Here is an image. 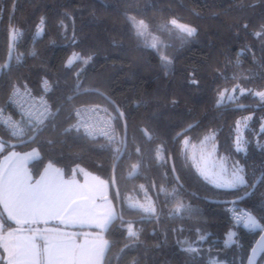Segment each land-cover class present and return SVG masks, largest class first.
I'll use <instances>...</instances> for the list:
<instances>
[{
	"label": "trees",
	"instance_id": "16d2710c",
	"mask_svg": "<svg viewBox=\"0 0 264 264\" xmlns=\"http://www.w3.org/2000/svg\"><path fill=\"white\" fill-rule=\"evenodd\" d=\"M172 19L195 27L196 34L176 31ZM140 21L146 34L139 30ZM38 24L42 35L35 38ZM12 33L14 55L5 70ZM149 34L158 38L156 49ZM73 53L91 59L67 68ZM0 70V107L14 82H25L35 93L42 78L53 87L48 96L52 114L45 124L21 140L0 128V157L13 150L38 152L29 163L32 180L48 163L67 177L74 167H83L109 182L117 208L111 175L121 153L114 172L120 213L102 231L108 244L103 264H208L213 256L245 264L260 231L235 228L237 244L223 247L234 229L225 206L235 201L264 227V130L257 136L247 133L244 151L235 148L238 120L258 118L252 127L257 130L264 102L242 97L218 104V94L237 85L264 89V0H0ZM90 104L103 106L113 120L121 138L115 153L103 141L70 129L74 108ZM34 134L30 144L5 145ZM210 134L217 154L242 167L244 186L218 190L183 159L184 138L196 143ZM141 187L153 200V215L125 202L129 195L141 198ZM178 205H183L179 211ZM0 221L16 226L1 207ZM129 225L135 236L128 234ZM202 237L197 250L185 249ZM0 254L5 264L1 248ZM263 262L264 253L257 264Z\"/></svg>",
	"mask_w": 264,
	"mask_h": 264
},
{
	"label": "snow or ice",
	"instance_id": "6c2138e0",
	"mask_svg": "<svg viewBox=\"0 0 264 264\" xmlns=\"http://www.w3.org/2000/svg\"><path fill=\"white\" fill-rule=\"evenodd\" d=\"M133 24L134 18H130ZM43 19L40 21L42 25ZM139 24L143 26L144 22ZM169 24L181 34L191 37L196 34V28L188 24L178 23L176 19L169 21ZM245 27H247L245 25ZM42 31V29H40ZM91 57L85 59L79 53H73L67 61L68 67L79 60L87 64ZM165 58V63H168ZM196 83V81H193ZM26 85L14 86L12 97L18 95V88ZM239 90L244 95L246 89L239 85L233 88V93ZM227 90L218 94V103L223 100ZM261 100H264V91L255 93ZM230 95L228 99H232ZM3 109H0L2 112ZM120 115H123L122 113ZM2 144V142H0ZM137 151H139L137 149ZM51 167V165H49ZM47 172V170H45ZM239 171H243L240 169ZM205 179H213L218 187L235 188L237 185L246 184L245 177L238 172H233L230 179H226L223 173L209 177L207 173H202ZM0 201L5 203L8 208L9 218L14 220L17 225L21 224H47L49 220H58L61 224H88L104 228L115 219L113 212L106 214L97 212V205L89 194L79 191L75 181H65L59 169L56 170V177L42 175L33 182L32 177L27 172L21 173L18 169H10L7 176L0 174ZM143 207V206H141ZM183 205L177 206V211ZM146 212H154V208H144ZM245 226L259 227L257 219L251 215L243 218ZM3 225L0 224V227ZM33 235H17L9 232L11 244H5V251L9 255V264H96L98 258L103 254L102 246H91L88 241L82 245L74 242H64L60 240L59 233L51 234L47 229H29ZM128 234L135 236L136 232L128 226ZM40 241L43 242L41 245Z\"/></svg>",
	"mask_w": 264,
	"mask_h": 264
},
{
	"label": "built area",
	"instance_id": "2783aa9c",
	"mask_svg": "<svg viewBox=\"0 0 264 264\" xmlns=\"http://www.w3.org/2000/svg\"><path fill=\"white\" fill-rule=\"evenodd\" d=\"M40 29H42L41 25H36L35 38L41 37ZM20 85H26V89L19 87L18 95L10 99L13 87ZM52 90V84L46 78L41 79L38 93H35L25 82H14L5 106L0 107L3 109L0 112V128L4 129L11 139L21 140L28 132L41 127L52 114V105L48 98ZM70 129L88 139L101 140L109 147L115 148L120 142L113 120L99 105L90 104L75 107ZM225 212L234 228H241L248 232L254 231V227H246L243 222L242 218L246 214L253 216L246 208L229 203L225 206Z\"/></svg>",
	"mask_w": 264,
	"mask_h": 264
},
{
	"label": "rangeland",
	"instance_id": "374dc122",
	"mask_svg": "<svg viewBox=\"0 0 264 264\" xmlns=\"http://www.w3.org/2000/svg\"><path fill=\"white\" fill-rule=\"evenodd\" d=\"M138 27H139V30L141 32L146 34V28L144 25L141 26L138 22ZM149 36H150V43H149L150 46L156 49L158 46V42H159L157 36L155 34H149ZM77 61H75V62H77ZM74 63L72 65H74ZM66 67L70 68V67H68L67 62H66ZM240 88H242V87H240ZM232 90H233V88L227 89L223 100L220 101L218 104H224V103H227L230 101H235V100H238L242 97H250L252 99H258L259 101L264 102V100H261L258 96L255 95V93L258 91L246 89L244 95H241L238 89L235 93H233ZM261 91H264V89ZM230 95L233 97L232 99H228V97ZM99 106H101V105H99ZM101 107L106 111V109L103 106H101ZM106 113H107V111H106ZM255 119H258V118H255L254 116L250 115V116H246V117H243L240 120H238V122L236 124V128H235V133H236L235 134V148L237 151H244L245 150V147L247 145V137H246L247 133L251 132L254 134V136H257L259 133H261L264 130V120L261 122V125L257 128V130L252 128L254 125ZM120 143H121V138H120L119 145H120ZM119 145L115 148L110 147L113 150V153H115L118 150ZM33 151L34 150H32V152H27L26 155L24 154L25 156L24 155L22 156L23 153L15 151V150L8 151L3 156V159H2V174L5 173L6 167L11 165L13 162L18 161V160L20 162V161L31 158V156H32L31 153H35ZM181 155H182L183 159L193 167V169L195 170L197 175L205 183H207L208 185H210V186H212L218 190L232 191V190H235V189L240 188L241 186L245 185V184L244 185H237L235 188L218 187L217 182H215L213 179H211V178L205 179V176L202 173H207L209 175V177H213L215 175L223 173V175L225 176L226 179H230L233 172H238L240 175H243V171H239L240 169H242V167L239 164L230 162L224 156H220L217 154V145H216V142L214 140L213 134L204 136L201 140H199L196 143L191 142L188 138H184L182 140V144H181ZM157 158L160 161L162 160L161 151H159L157 153ZM141 195H142L143 199H142V197L139 198L136 194H134V195H130L129 196L130 198H128V196H126L125 200L127 201V199H129L130 200L129 203L131 205H133L134 207L140 208V210H137V211H140L141 213H144V214L153 215L155 213V210H154V212L144 211V208H149V207L154 208V203H152L150 195L142 187H141ZM141 206H143V207H141ZM87 225L88 224H84V225L68 224L67 226L71 228L70 230H72V232H74L75 230H76V232H82V230H79V228L82 229V228L86 227ZM75 228H77V229H75ZM263 229H264V227L260 225L259 227H255L254 231L262 232ZM203 242H204V237L198 238L195 242L187 244L185 249L190 250V251H195L198 249V247H199L198 245L203 243ZM40 243H42V241H40ZM74 243L76 244L77 242H74ZM236 244H237V239H236V231L234 228V229H231L225 235V238H224L222 245H223V247H230V246L236 245ZM206 249H207V251L210 250L211 246L207 247ZM207 263L208 264H226L225 261L218 260L217 256H213V257L208 258ZM262 264H264V262Z\"/></svg>",
	"mask_w": 264,
	"mask_h": 264
},
{
	"label": "crops",
	"instance_id": "0c3cea01",
	"mask_svg": "<svg viewBox=\"0 0 264 264\" xmlns=\"http://www.w3.org/2000/svg\"><path fill=\"white\" fill-rule=\"evenodd\" d=\"M2 151H3V146L2 144H0V153H2ZM29 152H32V151H29ZM33 152L35 153H31L32 154L31 158L20 161V162L19 160L15 161L11 165L6 167L5 173H3L5 178L7 176L8 171L13 168L18 169L21 173L26 171L27 174L31 176V173L29 170V163L38 157V152L35 150ZM24 154L26 155L27 152L23 153L22 156ZM2 159L3 157H0V174H2ZM49 165H51V167H49ZM57 169L61 171L63 175V179L65 181H75L80 192L89 194L92 197L93 201L97 205V212L99 214L103 215L111 211L114 213L115 217L117 218L118 212H117L116 205L111 198L109 182L83 167H74L71 175L67 177L64 175L63 171L60 168L48 163L45 165L41 174L35 180H38L42 175H45V174L50 178L56 177ZM45 170H47V172ZM35 180H33V182ZM129 196L128 198H130ZM129 201H130L129 199H127L126 201V204L129 206V208L134 209V210H140V208L134 207L133 205H131ZM152 203H153V200H152ZM0 207L3 213L5 214L6 218L16 225L15 227L10 228L8 225L0 221V224L3 225L2 227H0V248L4 254L5 264H9V255L5 251L4 245L11 244L12 242L11 238L8 237V233L14 232L17 235H24V236L33 235L34 232L29 231L30 228L33 230L39 229L40 231H44L47 229L51 234L59 233L58 238L64 242H77L76 243L77 245H82L85 243V240H87L89 245L91 246H102L103 254L98 258L96 264H103V260H104L105 252L108 248V244L103 236L102 231L106 230L110 224L104 228L96 227L95 225H87L86 227L82 229L79 228V230H82V232H76V230L72 232V230H70L71 229L70 227L64 224H61L58 220H49L47 224L56 223V225H53V226H48L47 224H44L42 222L37 223V224H31V225L30 224L17 225L14 220L9 218L8 208L6 207L5 203L0 201ZM154 210H155V206H154ZM84 229H87V230H84ZM90 229H95L98 231H90ZM42 244L43 242L41 243V245ZM0 259H1V254H0Z\"/></svg>",
	"mask_w": 264,
	"mask_h": 264
},
{
	"label": "water",
	"instance_id": "95a60500",
	"mask_svg": "<svg viewBox=\"0 0 264 264\" xmlns=\"http://www.w3.org/2000/svg\"><path fill=\"white\" fill-rule=\"evenodd\" d=\"M14 36H15L14 33H12L9 37V45H8L6 62L2 67L5 70H7L9 68L10 62L12 61V58L14 55ZM1 73H2V70H0V74ZM120 114H119V118L121 120V123H122L123 128H124V132H125L126 131V122H125L123 115H120ZM35 137H36V134L30 136L29 138H27L23 141L6 142L5 145L10 147V148H16L19 146H24V145H27V144H30L31 142H33ZM125 146H126V137L124 135L123 139H122V151L125 149ZM120 157H121V153L118 156L117 160L114 162L113 169H112V175H111V186L115 192V196H116V199L118 202V207H117L118 208V214L120 213V211H119L120 198H119V194H118V191L116 188L114 172H115V168H116L117 162H118ZM229 203H235L236 204L235 201H231ZM263 253H264V229L262 232H260L259 236L257 237L254 244L252 245V248L249 251V255L247 257L245 264H257Z\"/></svg>",
	"mask_w": 264,
	"mask_h": 264
}]
</instances>
